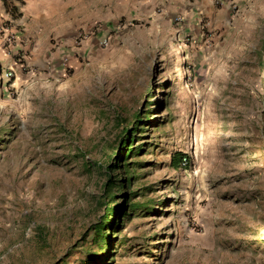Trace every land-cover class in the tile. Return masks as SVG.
Returning a JSON list of instances; mask_svg holds the SVG:
<instances>
[{
  "label": "rangeland",
  "instance_id": "rangeland-1",
  "mask_svg": "<svg viewBox=\"0 0 264 264\" xmlns=\"http://www.w3.org/2000/svg\"><path fill=\"white\" fill-rule=\"evenodd\" d=\"M7 5L0 264H84L98 253V167L124 139L132 167L115 174L131 178V194L116 204L127 201L128 215L104 264H264V0L112 13L100 33L43 37L57 60L36 67ZM177 153L186 159L175 169Z\"/></svg>",
  "mask_w": 264,
  "mask_h": 264
},
{
  "label": "crops",
  "instance_id": "crops-1",
  "mask_svg": "<svg viewBox=\"0 0 264 264\" xmlns=\"http://www.w3.org/2000/svg\"><path fill=\"white\" fill-rule=\"evenodd\" d=\"M13 7L17 8L18 17L15 19L14 26L22 25V42L26 47H20L25 53L28 52V61L31 65L44 63L51 64L57 59H53V53L43 48V43H47L46 37H57L65 35H74L78 32L93 31L100 33L102 29H107L104 23L112 19V13L115 17H124L125 19L138 18L145 13L147 9L161 4L164 13L170 14L171 5L174 0H141L136 3V8L132 7L131 0H7ZM20 4V5H19ZM19 5V6H18ZM5 7L0 0V8ZM154 8H151L154 11ZM1 12V10H0ZM42 42V43H41ZM98 46V44H97ZM53 48V47H52ZM59 57V46L54 47ZM59 61V59H58Z\"/></svg>",
  "mask_w": 264,
  "mask_h": 264
},
{
  "label": "trees",
  "instance_id": "trees-1",
  "mask_svg": "<svg viewBox=\"0 0 264 264\" xmlns=\"http://www.w3.org/2000/svg\"><path fill=\"white\" fill-rule=\"evenodd\" d=\"M5 8L8 9L7 1L2 0ZM15 9H10L11 13H14ZM141 123V120L136 119L133 122V127L126 130L127 136L131 137L133 132H137V126ZM128 133H130L128 135ZM130 141L124 139L120 144L119 148H116L114 153L108 155V164L101 165L98 167V170L103 178V183L100 189V196L98 197L97 204L104 206L103 215L99 218V221L91 228L93 233V242L99 246V251L96 254L91 255V257L85 261L84 264H104L105 261L111 253L107 256L103 254L109 250L110 243L113 241L110 238V234L121 224H123L124 219L128 215L127 201L125 204L119 205L116 204L118 197L124 192L129 191L131 185V178L127 175H116L115 172L122 170L124 173H127L132 165L128 161L129 158L133 156V150L129 147ZM113 146L110 147L112 150ZM141 151V150H139ZM186 159V155L182 153H177L173 156L171 160V167L178 168L181 161ZM134 164V163H131ZM129 194L126 193L127 199H129ZM124 196V198H126ZM136 206V205H130ZM103 259V260H101Z\"/></svg>",
  "mask_w": 264,
  "mask_h": 264
},
{
  "label": "built area",
  "instance_id": "built-area-1",
  "mask_svg": "<svg viewBox=\"0 0 264 264\" xmlns=\"http://www.w3.org/2000/svg\"><path fill=\"white\" fill-rule=\"evenodd\" d=\"M98 44H99V46H101V47H102V46H106V41L103 40V41L99 42Z\"/></svg>",
  "mask_w": 264,
  "mask_h": 264
}]
</instances>
